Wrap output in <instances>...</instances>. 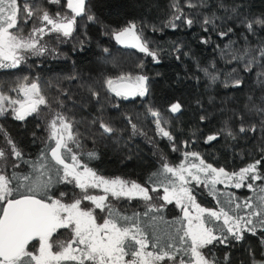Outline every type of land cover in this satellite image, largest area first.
Returning <instances> with one entry per match:
<instances>
[{
    "label": "trees",
    "instance_id": "trees-1",
    "mask_svg": "<svg viewBox=\"0 0 264 264\" xmlns=\"http://www.w3.org/2000/svg\"><path fill=\"white\" fill-rule=\"evenodd\" d=\"M27 1L35 15L71 10L67 0H59L58 5L51 0ZM19 14L23 17L26 12ZM89 15L94 19L89 20ZM75 19L70 36L49 39L52 54L31 53L17 66L0 70L5 94L37 83L47 101L43 112L23 120L13 115L0 118V150L4 152L0 172L22 178L33 174V165L46 162L52 182L46 192L36 196L49 202L81 200L85 207L81 189L63 179V166L51 157L54 140L49 138L47 111L71 123L84 165L99 175L132 179L156 189L167 188L165 179L171 175L164 171L161 154L172 164L182 155L187 164L200 165L202 160L230 176L259 161L257 171L247 174V179L221 174L212 184L209 175L214 174L209 171L200 173L199 183L193 182L191 187L202 205L217 211L223 208L229 216L251 220L248 227H254V231L242 227L243 238L238 240L228 226L212 227L205 219L218 237L203 247L205 257L214 264H264V215L260 212L264 210V24L256 23L264 20V0H86L85 13ZM130 23L137 25V33L155 57L116 40L115 34ZM248 23L253 24L251 31ZM18 27L24 30L22 19ZM121 76L134 80L146 76L147 92L117 95L108 88L107 80ZM175 103L181 108L172 112ZM157 119L171 139L159 135ZM104 124L113 131L105 132ZM210 136L215 139L209 140ZM13 144L21 157L15 156ZM56 169H60L59 175ZM17 183L14 180L10 186L15 188ZM20 184V192L14 191L12 198L29 194L22 180ZM106 197L108 207H95L96 215L103 222L117 220V214L139 216V223L121 221L117 225H137L148 241L146 251H167L175 256L165 257L159 264L193 261L188 251L191 240H182L183 231L177 232L186 225L176 204L151 206L136 198L111 193ZM4 205L0 202V208ZM71 233L69 228H60L52 238L65 240ZM37 247L38 241L33 240L28 251L33 253ZM132 250L126 261L133 259Z\"/></svg>",
    "mask_w": 264,
    "mask_h": 264
},
{
    "label": "snow or ice",
    "instance_id": "snow-or-ice-1",
    "mask_svg": "<svg viewBox=\"0 0 264 264\" xmlns=\"http://www.w3.org/2000/svg\"><path fill=\"white\" fill-rule=\"evenodd\" d=\"M67 7L71 9L74 15L69 18L67 16H60L58 18L51 17L47 12H44L41 19L46 22L44 27L33 28L32 34L27 39L14 34L13 29H17L18 25V11L19 6L17 0H0V67H15L20 62L22 57L17 55V52L23 50H34L38 54L45 51L43 48H38L39 40L36 39V34H44L45 28L49 25V31L60 32L64 36H70L76 23V16H80L86 11V0H67ZM27 16L31 17L33 12L31 9L25 8ZM89 20L94 19L93 16H88ZM207 22V21H206ZM191 24L192 21H187ZM256 23L264 24V20H258ZM248 29L253 28L252 23H248ZM137 25L130 23L120 32L115 34V38L121 44H130L132 47L139 48L142 52L155 57L156 53L151 52L145 42L142 41L141 36L136 31ZM18 30V29H17ZM231 31V30H230ZM222 35H225L222 33ZM264 56V51L261 52ZM11 61L10 64H4L3 61ZM131 79L130 76H121L117 81H124ZM146 76H138L135 78V86L129 87L125 90H120L117 81L112 79L107 80L108 88L117 95H144L147 92ZM237 85L240 81L235 82ZM19 91L24 93L25 99L12 100L11 97L0 92V114H3L5 108L4 101H10L14 107L13 111L16 119L23 120L25 117L38 110V106L46 104L47 101L40 94V86L37 83L21 85ZM181 108L179 103L171 106L172 112H177ZM155 117L159 116L158 112H152ZM157 125L160 121L157 119ZM51 138L55 140V147L51 148V157L56 164L63 165V179L68 180L72 177L78 186L87 190L88 187H102L106 193H111L114 196H142L145 200H150L148 188L129 181L116 179H106L103 176H98L95 171L83 165L82 171H79L80 162L72 149L68 147L69 141H74L75 136L72 133V125L61 116L57 115L51 121ZM105 132H112L113 129L108 125H102ZM135 128V125H133ZM159 131L162 135H171L164 128L160 127ZM240 131H244L243 128ZM209 140L215 139L210 136ZM78 146V144H77ZM13 151L16 157H21L22 153L16 150L13 144ZM66 150L71 154L73 163H66L61 150ZM90 157L93 153L88 154ZM188 155V154H186ZM192 156H198L197 153H191ZM4 156L3 150H0V157ZM257 161L250 164L248 167L241 169L239 173H233L231 176H237L239 180H244L249 173L257 171ZM203 165V167H201ZM34 172L32 175H24L22 178L13 173L11 177L0 173V202H4L5 206L0 208V264H62L64 261H77L78 264H85V261L91 264H154L156 261L163 260L165 257L175 259L174 255L169 252L163 253L147 252V239L144 237L143 231L135 224L132 227H120L117 225L115 219H106L102 224H97L96 218L91 211H83L80 208L81 200H75L71 204L62 203L60 199H38L36 193L46 192L51 185V177L47 174L46 162H41L39 165H33ZM164 171L172 173L177 181L173 184L172 192L169 193L168 188H165L167 193L163 199L171 202L175 199L177 204H181L186 200L191 207L196 209V214L192 215L187 208H184V217L187 219L186 228H178L177 232L183 231V236L191 240L190 251L194 257L193 264H211V262L200 251L201 248L213 241L218 240L214 234L213 229L206 226L205 213L209 222L213 220L223 219V223L228 225V232L232 233L235 239H242V227L248 228L249 231H254V227H248L251 220L244 221L243 217L234 218L229 216L223 208L219 211L201 208L199 204L195 203V197L191 195L190 189L184 185L188 183L185 178V173H188L192 179L199 181V176L193 175L190 168H185L183 164L179 167H170L167 164L163 165ZM191 168H196L200 172H211L213 179L212 184L218 182V177L222 174L231 179V176L225 172L223 168L215 169L212 165H204L201 160L200 165H192ZM57 175L60 174V169H56ZM260 179L259 176L255 177ZM18 181L16 187L10 185L13 181ZM25 183L27 192L29 194L20 195L18 199H13V192H20V181ZM71 182V181H69ZM237 188L241 187L240 183L235 185ZM179 188V192L176 188ZM251 187V185H248ZM64 194L61 193V196ZM83 199L91 200L96 204L97 208L104 209L108 207L105 205L106 196H91L84 195ZM251 207V205H246ZM239 207V205H237ZM252 215L258 216L259 212H253ZM109 216H112V211L109 208ZM120 219L128 220L129 217H119ZM243 221V225L241 222ZM183 224V221H181ZM71 228L74 239L66 244H60V251L53 252V244L50 243V238L57 229ZM223 239H226L224 237ZM37 240L39 243V254H33L28 251L29 243ZM83 245L82 248L73 247V245ZM138 246V247H136ZM131 251L133 259L125 260ZM178 251V250H177ZM180 264H185L184 260Z\"/></svg>",
    "mask_w": 264,
    "mask_h": 264
},
{
    "label": "rangeland",
    "instance_id": "rangeland-1",
    "mask_svg": "<svg viewBox=\"0 0 264 264\" xmlns=\"http://www.w3.org/2000/svg\"><path fill=\"white\" fill-rule=\"evenodd\" d=\"M54 4H56V5H58V3H59V0H51ZM17 2H18V6H19V11H18V16H17V19H18V25H19V20L20 19H22V21H23V24H24V27H23V29L24 30H21V29H19V27H18V25H17V29H13L12 31L14 32V34H16V35H18V36H21L22 38H24V39H27L29 36H30V34H32V30H33V28H40V27H44L45 25H46V22L45 21H43L42 19H41V17H42V15H43V13L42 14H39V15H35L34 13H33V15L31 16V17H29V16H27V14H25L23 17H21L20 15L21 14H19L20 13V11L21 10H24V13L26 12L25 11V8H28L29 9V5H27L26 4V2H28L27 0H17ZM49 14V13H48ZM56 14H59L60 16H67V17H69V18H71L73 15H74V13L70 10V11H66L65 13H63V12H57V13H54V14H49L51 17H53V18H58L57 17V15ZM49 28H51V26L49 25L47 28H45V32H44V34H36V39H38L39 40V44H38V48H43V49H45V51H50V49H51V44L49 43V39H51V38H53V37H58V38H60V39H65V37H67V36H64L62 33H60V32H55V31H49L48 29ZM44 52V51H43ZM31 53H37L36 51H34V50H23V49H21V50H19L18 52H17V55L18 56H20V57H22V59H21V61L22 60H24L29 54H31ZM3 63L4 64H10L11 63V61H3ZM127 77V76H126ZM115 81H117V80H115ZM135 80L133 79V77H131V79H128V80H124V81H117V83H119V82H134ZM20 88V87H19ZM19 88H18V90L17 91H15L13 94H4V95H6V96H9V97H11V99L12 100H23V99H25V97L24 96H22L21 95V91H19ZM120 96H122V95H120ZM3 106H4V108H5V111H4V113L5 112H7V113H10L11 115H15L14 114V111H13V108L14 107H18V106H12L11 105V103H10V101H4L3 102ZM45 107H46V104H41V105H39L38 106V110L36 111V112H43L44 111V109H45ZM36 112H33V113H36ZM32 114V113H31ZM30 115V114H29ZM46 121H47V127H48V129H49V138H51V127H50V125H51V121L53 120V119H55L56 117H57V115H55L53 112H48L47 111V113H46ZM69 123V122H68ZM160 127H162V128H164V126H162L161 124H159V126H157V132L159 133V135L160 136H163V137H165V138H167V139H170L168 136H164V135H162L161 134V132L159 131V128ZM165 129V128H164ZM166 130V129H165ZM167 131V130H166ZM72 133H73V135L75 136V134H74V132H73V130H72ZM54 140V139H53ZM76 144H77V138H76V136H75V140L74 141H69L68 142V147L69 148H71L72 149V153L73 154H75L76 156H77V158H78V160H79V162H80V168L78 169L79 171H82V169H83V163H82V161H81V159H80V157H79V153H78V150L76 149ZM52 145H55V140L53 141V144ZM63 152L65 153V154H67L68 156H69V158H70V161L73 163V161L71 160V154H69V153H67L66 152V150H63ZM184 155H182V157L178 160V163H175V164H172L167 158H165L164 156H162V154H161V156H160V158H161V160L163 161V163L164 164H167L168 166H170V167H174V168H177V167H179L181 164H183L184 165V167L185 168H190V170H191V172H192V174L193 175H199L200 173H206V172H200L198 169H196V168H191V164H187L186 163V159H185V156L183 157ZM193 165H197V164H193ZM88 168H90V167H88ZM91 169V168H90ZM93 170V169H92ZM94 171V170H93ZM1 173V172H0ZM97 174V173H96ZM98 176H103V175H99V174H97ZM200 176V175H199ZM104 178H106V179H116V178H120V179H122V180H125V181H129V182H135V183H137V184H139V185H141L142 187H145V188H148V194H149V196L151 197V199L150 200H145L142 196H139V195H137V196H120L121 198H125V199H128V200H131V199H133V198H136V199H139V200H141L143 203H145V204H148V205H151V206H159V205H164V204H168V203H174V204H176L179 208H180V210H181V212L183 213L184 211H183V209L184 208H187L188 209V211L192 214V215H195L196 214V209L195 208H193V207H191L190 206V204L186 201V200H184V201H182V203L181 204H177L176 203V200L175 199H171V202H169L168 200H165V199H163V197L167 194L166 192H165V188H161V189H156V188H152V187H148V186H145V185H143V184H140V183H138L137 181H135V180H132V179H125V178H122V177H109V176H103ZM167 178L165 179V181H166V183L168 184V191H169V193H171L172 192V188H173V184H177L178 185V181H177V179H176V177L171 173V175H167L166 176ZM209 177H210V179H213V176H211V175H209ZM185 178H186V180L188 181V183L186 184V185H184L186 188H188V189H190V191H191V195L192 196H194L195 197V203L196 204H199L200 205V207L201 208H205V209H211V210H215V209H212V208H208V207H206L205 205H202L199 201H198V199H197V197L195 196V194H194V192H193V190H192V187H191V183H193V182H196L197 184L199 183V181H197V180H195V179H192L191 178V176H189L188 175V173H185ZM245 179H247V175H246V178ZM66 181H71L70 183H72V184H74V185H76L78 188H80L79 186H78V184L73 180V178L72 177H69L68 178V180H66ZM248 185H251V183H248ZM81 189V188H80ZM81 191L83 192V196L84 195H91V196H106L107 194H110V192L109 193H106L105 192V190H104V188H103V186L102 187H99V188H96V187H88L87 188V190L85 191V190H83V189H81ZM176 191L177 192H179V188L177 187L176 188ZM83 199V198H82ZM83 200H85V199H83ZM65 204H71V203H65ZM257 204H259L260 206H261V203L260 202H258ZM91 207H93V208H91ZM96 204L93 202V201H91V200H86V202H85V207H82L81 205H80V208L83 210V211H91L92 212V214H93V216L96 218V222H97V224H102L103 223V221H101L100 220V218L96 215ZM215 211H217V210H215ZM219 211V210H218ZM248 211H245V213H247ZM261 214H263L264 215V210L263 209H261ZM260 214V215H261ZM205 215V219H207L208 220V217H207V213H205L204 214ZM119 217H129L130 219H128V220H124V219H120ZM137 217H139V216H137L136 214H131V215H128V216H126V215H124V214H117V220H116V223L118 224L119 222H121V221H127V222H132V221H134L135 223H139V219L137 218ZM140 218V217H139ZM223 220V219H222ZM218 220H213L212 222H210L212 225V227H218V228H222V227H226V226H228V225H225L224 223H223V221L222 222H220V223H216ZM185 225L187 226V219L185 218ZM58 230V229H57ZM56 230V231H57ZM69 230L72 232V230H71V228H69ZM74 239V234H73V232L71 233V234H69V238L68 239H65V240H55L54 238H50V243H52L53 244V248H52V251L53 252H57V251H60V247H59V245L60 244H66L67 242H69V241H71V240H73ZM73 247H79V248H82L83 247V245H76V244H74L73 245ZM200 251L203 253V248H201L200 249ZM147 252H149V251H147ZM33 254H36V255H38L39 254V243H38V247L36 248V250H35V252H33ZM203 255H204V253H203ZM205 256V255H204ZM193 262H194V257H193V261L190 263V264H193ZM154 264H159V261H156V262H154ZM211 264H214V263H212L211 262Z\"/></svg>",
    "mask_w": 264,
    "mask_h": 264
},
{
    "label": "water",
    "instance_id": "water-1",
    "mask_svg": "<svg viewBox=\"0 0 264 264\" xmlns=\"http://www.w3.org/2000/svg\"><path fill=\"white\" fill-rule=\"evenodd\" d=\"M119 86H120V90H125V89H127V88H129V87H133V85H131V83H129V82H121V83H119L118 84ZM22 94H23V96H24V93L22 92ZM53 147H55V145H53L52 146V148ZM50 154H51V149H50ZM61 154H62V156H64L63 155V149L61 150ZM65 158V157H64ZM54 160V159H53ZM55 161V160H54ZM65 161H66V163H69V164H71L72 162L71 161H68L66 158H65ZM61 166H63V165H61ZM20 196H18V197H15V198H13V199H18ZM38 199H42V198H40V197H37ZM5 206V205H4ZM183 215H184V212H183Z\"/></svg>",
    "mask_w": 264,
    "mask_h": 264
},
{
    "label": "flooded vegetation",
    "instance_id": "flooded-vegetation-1",
    "mask_svg": "<svg viewBox=\"0 0 264 264\" xmlns=\"http://www.w3.org/2000/svg\"><path fill=\"white\" fill-rule=\"evenodd\" d=\"M47 13H49V12H47ZM49 14H51V13H49ZM127 45H130V44H127ZM50 53H51V54L53 53L52 48L50 49ZM7 68H9V67H0V70H5V69H7ZM117 78H118V77L113 78L112 80L115 81V80H117ZM119 83H121V82H119ZM119 83H118V84H119ZM130 83L133 85V87L135 86V81H134V82H130ZM133 83H134V84H133ZM17 90H18V88H17V89L15 88L14 90H12V92H15V91H17ZM0 92H3V91H2V84L0 85ZM3 93H4V92H3ZM4 94H5V93H4ZM21 95L23 96L22 92H21ZM6 115H11V114L5 112V113H3V114H0V118L3 117V116H6ZM13 116L15 117V115H13ZM27 116H28V115H27ZM27 116H26V117H27ZM26 117H25V118H26ZM15 118H16V117H15Z\"/></svg>",
    "mask_w": 264,
    "mask_h": 264
}]
</instances>
